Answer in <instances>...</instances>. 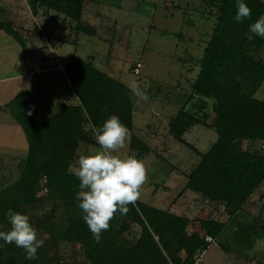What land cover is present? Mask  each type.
Instances as JSON below:
<instances>
[{
	"label": "trees",
	"instance_id": "16d2710c",
	"mask_svg": "<svg viewBox=\"0 0 264 264\" xmlns=\"http://www.w3.org/2000/svg\"><path fill=\"white\" fill-rule=\"evenodd\" d=\"M83 1L27 0L33 12L37 4L63 12L73 20L75 34L93 35V28L79 20ZM202 1L215 20L189 87L192 94L212 98L213 103L205 109L200 101L199 114L178 110L166 130L193 151L180 137L188 126L198 123L216 134L208 150L198 153L199 160L186 175L184 188L224 204L226 212L232 214L264 179V144L261 153L242 146L243 142H264V100L253 96L264 79V65L249 54L251 47L264 43V38L247 39L249 25L264 14V0H243L252 15L241 22L234 19L237 0ZM0 31L23 48L9 20L0 19ZM63 73L76 97L75 104H59L54 112L37 119L38 96L35 90L27 89L17 91L0 107L19 125L26 142L15 178L0 187V230L10 229L7 212L12 209L27 215L37 230V239L44 241L37 258L27 260L22 248L0 240V264H63L57 251L61 242H80L90 264H194L208 245L204 238H217L223 222L203 218L199 220L202 235L187 233L186 217L136 201L128 205L126 215L118 211L100 241L94 240L76 199L80 181L68 169L80 143L97 145L91 126H101L110 115H116L131 130L130 90L75 54L68 57ZM29 105H33L30 114L26 112ZM128 145L140 155L147 150L132 133ZM43 205L48 208L39 212ZM130 223L140 226L135 242L120 236ZM248 230L252 228L236 223L234 242L248 246ZM262 232L264 220L255 231Z\"/></svg>",
	"mask_w": 264,
	"mask_h": 264
},
{
	"label": "rangeland",
	"instance_id": "374dc122",
	"mask_svg": "<svg viewBox=\"0 0 264 264\" xmlns=\"http://www.w3.org/2000/svg\"><path fill=\"white\" fill-rule=\"evenodd\" d=\"M0 19L12 23L23 43L21 50L13 38L0 34V105L17 91L27 89L37 93V119L54 112L59 104H75L76 97L64 73L48 60L55 57L64 68L71 54L90 60L93 65L94 58L96 66L112 74L109 76L128 86L129 90L133 82L146 90L147 101L139 99L131 90L129 92L134 113L131 121L135 131V128L142 126L141 119L149 124H155V120L165 123L178 110L199 114L200 101L205 109H209L213 103L212 98L192 94L189 87L198 71V60L215 20L202 0H84L79 20L93 28V35L82 32L75 34L73 20L63 12L39 4L33 12L27 0H0ZM26 47V51L34 50L31 62L35 66L30 72L26 69L27 59L22 58L21 54ZM249 54L264 65V43L251 47ZM137 61L142 63V67L135 75L130 69ZM40 75L50 77V84L37 82ZM253 96L264 100V79L254 90ZM32 111L33 105H29L26 112L29 114ZM161 129L158 131L161 132ZM132 133L136 134L134 131ZM213 137L200 145L191 135L185 139L199 152H204ZM145 141L149 143L147 149L150 151L140 157L135 149L128 147L129 140L122 150L142 160L147 169V181L137 201L169 211L168 203L185 183V177L179 170V156L159 154V144L151 143L148 139ZM263 144L262 141L243 142L242 146L247 145L248 150L261 153ZM176 145L186 151L184 156L189 160L195 157L191 150L182 148L178 143ZM98 147L80 143L71 164L77 159V151L87 152ZM25 151L26 142L21 128L8 112L0 111V187L15 178ZM181 198L182 203L186 202L187 208L192 209L183 212L179 205L178 209L176 207L171 211L187 215L184 216L188 221L187 233L202 235L199 220L203 218L224 224L217 238H204L208 245L194 264H264V232L255 233L264 220V179L232 214L226 212L224 204L208 199L203 202L205 198L201 199L197 194L188 193ZM47 208L48 205H43L39 212ZM236 223L252 228L245 232L250 236L248 246L234 242ZM140 232L138 224L130 223L128 230L120 236L135 242ZM57 251L63 264H90L80 242H61Z\"/></svg>",
	"mask_w": 264,
	"mask_h": 264
},
{
	"label": "clouds",
	"instance_id": "9594fccd",
	"mask_svg": "<svg viewBox=\"0 0 264 264\" xmlns=\"http://www.w3.org/2000/svg\"><path fill=\"white\" fill-rule=\"evenodd\" d=\"M252 10L243 0L236 2L234 19L241 22L249 19ZM247 39L254 36L264 38V14L249 25ZM130 90L141 100L147 101L146 90L133 82ZM30 114V113H29ZM94 140L99 146L87 152L77 151V159L68 171L80 181L76 194L78 207L94 240L100 241L101 233L110 227V221L119 211L126 215L128 205L140 198L142 186L147 181V169L142 160L123 149L129 140V130L116 115H110L101 126H91ZM10 229L0 230V240L15 244L25 252V259L37 258V250L43 247V239H37V230L30 224L29 217L9 209L7 212Z\"/></svg>",
	"mask_w": 264,
	"mask_h": 264
},
{
	"label": "crops",
	"instance_id": "0c3cea01",
	"mask_svg": "<svg viewBox=\"0 0 264 264\" xmlns=\"http://www.w3.org/2000/svg\"><path fill=\"white\" fill-rule=\"evenodd\" d=\"M3 33L0 31V34ZM25 51L23 50V52H21L22 54V58H26L27 59V64H26V69L28 70V72H30L32 69H34V66L35 64L31 61H33V57H31L33 55V51L30 52V50L26 51L27 50V47L24 48ZM30 49V48H28ZM93 63L95 64L96 66V63L94 62V58H93ZM98 67L101 71L105 72L107 75H112L110 73H108L106 70H104L101 66H96ZM108 68V67H107ZM109 69V68H108ZM27 72V73H28ZM35 74V73H34ZM28 76H32L30 74H27ZM49 78L48 76L46 75H40L39 79L37 80L38 81H44L42 82L41 84L42 85H47V84H50V81H49ZM49 81V82H46V81ZM61 80V78H60ZM55 86V85H54ZM35 89V88H34ZM72 92V91H71ZM69 96V95H67ZM60 98H62L63 96H59ZM70 101L72 102L73 100L70 99ZM4 105V104H3ZM3 105H0L3 106ZM0 111H2L0 109ZM133 110H132V118H133ZM141 118V114H140V117L139 119ZM133 120V119H131ZM170 119H166L165 123H163V121H159V120H155V124H149L150 122H146L144 123V121L141 119L140 120V124L142 125L140 128H135L136 131L134 130V127H133V124H132V121H131V133L134 131L136 134H133L136 138L139 139V141L144 145L146 146V149L147 147L149 146L145 140L148 139L149 141H151V143H154L156 142L158 145L157 147V153L161 154H165V153H171L173 156H179V162L181 164V168H179V170L181 171V174L185 177V182H186V175L190 172V170L196 165V163L198 162L199 160V154L198 153H204L208 150V148L211 146V144L215 141L216 139V134L206 128L205 126L201 125V124H198V123H194L190 126H188L186 128V130H184L181 134V139L183 141H185L186 143L190 144L196 151H193L191 148L187 147L183 142L181 141H178L176 140L175 138H173L172 136H170L168 133H167V123ZM159 121V123H158ZM158 124H162V125H158ZM165 124V125H164ZM162 128V129H161ZM161 129V132H159L158 130ZM207 130V131H206ZM159 132V133H158ZM211 132V133H210ZM212 134V135H211ZM214 134V135H213ZM191 135V138L195 139L196 140V143L197 144H203V142H206V141H209L212 136L213 139H212V142L209 144L208 148L204 151V152H199L198 149L193 145L191 144L189 141H187L185 138L186 136H190ZM179 144V146H183L182 148H186L187 150H191L192 152H194V156L195 157H192L191 160H189L188 158H186V156H184L186 154V151H184V149H181L180 147H178V145H176V143ZM202 146V145H201ZM129 147V146H128ZM150 148V147H149ZM171 148L173 150H171ZM170 150V151H169ZM149 149L146 150V152L144 154H147L149 153ZM156 153V154H157ZM139 157H140V154L136 153ZM143 154V155H144ZM185 184V183H184ZM188 193H192L194 195H196V193L192 192L191 190L189 189H185L184 188V185L183 187L181 188L180 192L177 194L176 197H174L170 203H168V207L169 208V211L168 212H171L173 214H176V215H182L181 213H176L174 211H171L173 208H176L178 209L179 205L182 206V210L183 212H186V210H190L192 209L191 207H188L187 208V204L186 202L182 203L183 202V198H181L183 195H188ZM198 195V194H197ZM199 196V195H198ZM202 199V197H200ZM204 201L203 202H206L207 200L206 199H203ZM198 203V202H197ZM200 203V202H199ZM193 204V202H192ZM192 206V205H190ZM190 208V209H189ZM182 216H186L187 215H182Z\"/></svg>",
	"mask_w": 264,
	"mask_h": 264
},
{
	"label": "built area",
	"instance_id": "2783aa9c",
	"mask_svg": "<svg viewBox=\"0 0 264 264\" xmlns=\"http://www.w3.org/2000/svg\"><path fill=\"white\" fill-rule=\"evenodd\" d=\"M50 62H53V63H55V68H57V69H60L61 70V72H63V67H61V65L59 64V62L57 61V59L55 58V57H49V59H48ZM142 67V63L141 62H139V61H137V62H135L133 65H132V67H131V72L133 73V74H138V72H139V70H140V68Z\"/></svg>",
	"mask_w": 264,
	"mask_h": 264
}]
</instances>
